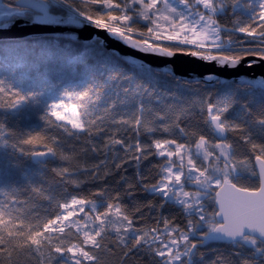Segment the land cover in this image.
Here are the masks:
<instances>
[{
  "label": "snow or ice",
  "instance_id": "6c2138e0",
  "mask_svg": "<svg viewBox=\"0 0 264 264\" xmlns=\"http://www.w3.org/2000/svg\"><path fill=\"white\" fill-rule=\"evenodd\" d=\"M178 4H0V54L9 50L4 38L17 20L63 25L75 17L147 54H180L217 67L249 57L264 62V0ZM14 51L22 69L29 55L50 50L29 42ZM187 87L190 98L163 111L137 100L134 111L119 114L117 101L103 104L104 86L93 83L45 102L38 132L20 134L0 121V148L58 162L42 164L37 183L0 190V264H197L209 241L230 250L212 264H264V116L242 105L259 129L256 139L247 124L228 116L234 96L213 95L199 82ZM123 91L121 104L129 95L149 94ZM42 94L22 95L8 76L0 78V110ZM150 158H156L152 175L142 168ZM132 162L135 171L126 175Z\"/></svg>",
  "mask_w": 264,
  "mask_h": 264
},
{
  "label": "trees",
  "instance_id": "16d2710c",
  "mask_svg": "<svg viewBox=\"0 0 264 264\" xmlns=\"http://www.w3.org/2000/svg\"><path fill=\"white\" fill-rule=\"evenodd\" d=\"M2 2L11 6L15 0H2ZM29 42L42 44L50 50L49 54L46 56L29 55L24 67L17 68L20 64L17 63L14 50ZM6 43L9 45V50L0 54V78L8 76V82L22 95L43 93L38 96L36 102L23 103L14 110H0V121H3L10 130L20 134L38 132L43 128V121L40 117L44 113L45 102L50 103L60 99L67 91H82L93 83L104 86L103 104L112 100L117 101L114 110L119 114L134 111L137 100L145 106L163 111L167 104L183 103L190 98L191 92L187 85L195 84L180 81L178 78L156 72L153 69L131 66L103 49L98 40L80 43L63 38L40 37L6 41ZM81 53L83 55H79ZM13 72L16 76L12 75ZM199 83L213 95L219 93L234 96L236 104L228 116L236 122L247 124L255 134V138H261L258 134L259 129L250 123L252 116L245 112L242 105H246L247 110L253 115L264 116L263 84L246 86L220 82L210 87L202 82ZM138 88L147 89L150 95L143 92L139 96L129 95L125 103H119L125 98L124 89H129L131 92ZM155 159L150 158L143 162L142 168L149 175L153 174L149 169ZM44 163L51 167L58 162L51 158L45 161H34L31 157H22L19 154H13L10 149L0 148V190L7 191L13 187H23L29 182H39ZM125 167L127 168L126 175L134 173V162ZM87 187L90 186H85L86 189ZM140 198L150 199L151 197L141 193ZM37 210L43 211V209ZM163 212L167 215L169 209L165 208ZM201 251L204 252V256L202 260L197 261V264H212L218 256L230 254L228 246L223 244L212 243L209 247L202 248Z\"/></svg>",
  "mask_w": 264,
  "mask_h": 264
},
{
  "label": "water",
  "instance_id": "95a60500",
  "mask_svg": "<svg viewBox=\"0 0 264 264\" xmlns=\"http://www.w3.org/2000/svg\"><path fill=\"white\" fill-rule=\"evenodd\" d=\"M23 29H27V31L22 32ZM8 32L11 34V37L4 38L5 41L40 37L63 38L80 43L98 40L99 45L103 49L113 53L125 63L139 68L153 69L156 72L178 78L180 81L190 83L202 82L204 85L210 87L220 82L246 86L264 85V62H256L251 57L241 61L235 67H217L214 63L207 64L193 57L180 54L171 58L147 54L136 51L109 33L74 18L71 23L63 25L56 23L41 24L37 22L25 24L23 21L17 20ZM46 159L32 158L34 161H45ZM206 243L212 244L211 241Z\"/></svg>",
  "mask_w": 264,
  "mask_h": 264
},
{
  "label": "rangeland",
  "instance_id": "374dc122",
  "mask_svg": "<svg viewBox=\"0 0 264 264\" xmlns=\"http://www.w3.org/2000/svg\"><path fill=\"white\" fill-rule=\"evenodd\" d=\"M170 3H172L173 5H175V6H177V7L179 8L178 0H170ZM2 4H3V3H2ZM0 10H2V9H0ZM73 18L79 20L78 18H75V17H73ZM83 23L88 24L87 22H83ZM89 25H90V24H89ZM69 127H70V126H69Z\"/></svg>",
  "mask_w": 264,
  "mask_h": 264
},
{
  "label": "built area",
  "instance_id": "2783aa9c",
  "mask_svg": "<svg viewBox=\"0 0 264 264\" xmlns=\"http://www.w3.org/2000/svg\"><path fill=\"white\" fill-rule=\"evenodd\" d=\"M0 4H1V0H0Z\"/></svg>",
  "mask_w": 264,
  "mask_h": 264
}]
</instances>
